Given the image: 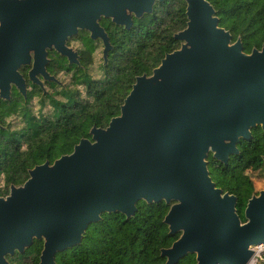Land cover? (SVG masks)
I'll list each match as a JSON object with an SVG mask.
<instances>
[{
    "label": "water",
    "instance_id": "water-1",
    "mask_svg": "<svg viewBox=\"0 0 264 264\" xmlns=\"http://www.w3.org/2000/svg\"><path fill=\"white\" fill-rule=\"evenodd\" d=\"M162 1L53 0L29 8L0 0V98L10 100L13 85L27 98L24 65H33L29 78L44 92L39 76L59 81L47 71V49L79 65L66 41L80 30L103 42L108 64L113 47L100 20L129 29L134 17L151 14ZM185 1L187 27L174 35L181 46L150 75L136 77L120 114L0 196L1 264L36 238L43 241L39 264H56V253L79 244L103 213L130 218L140 200L170 206L164 222L180 237L162 249L166 264L189 253L196 254L195 264L254 260L264 244V189L248 200L243 221L237 197L213 181L208 158L212 153L227 164L254 128L264 132V44L245 52L208 0Z\"/></svg>",
    "mask_w": 264,
    "mask_h": 264
},
{
    "label": "trees",
    "instance_id": "trees-1",
    "mask_svg": "<svg viewBox=\"0 0 264 264\" xmlns=\"http://www.w3.org/2000/svg\"><path fill=\"white\" fill-rule=\"evenodd\" d=\"M216 10L219 25L232 34L233 42L241 38L244 51L250 53L264 44V0H208ZM185 0L157 2L151 14L134 17V24L127 29L104 18L112 50L108 64L99 65L101 74L95 76L91 68L100 42L81 31L72 38L81 47L80 66L69 65L56 58L51 71L59 73L67 68L71 73V86L54 94H43L33 86L25 99L16 89L11 100L0 99V195H6L11 185H21L29 177L30 169L47 160L73 151L82 138L90 137L93 126L106 127L118 116L124 99L132 89L136 77L150 75L167 53L181 46L174 35L187 27ZM102 46V45H101ZM50 86L56 87L54 83ZM39 96L41 109L33 113L30 103ZM52 111L43 114L46 105ZM19 115L23 126L11 129L7 119ZM251 140L238 144L239 152L230 156L227 164L209 156V170L216 185L237 197V211L245 221V208L255 192L251 176L264 173V132L254 128ZM134 216L122 212H105L97 222L90 223L82 241L56 253V264H166L161 255L180 237L170 233L164 219L170 206L165 201L147 203L140 200ZM42 240H35L26 251L22 264H39ZM264 258V254H263ZM28 261V262H27ZM196 254L189 253L174 264H195ZM260 264H264L263 262Z\"/></svg>",
    "mask_w": 264,
    "mask_h": 264
},
{
    "label": "rangeland",
    "instance_id": "rangeland-1",
    "mask_svg": "<svg viewBox=\"0 0 264 264\" xmlns=\"http://www.w3.org/2000/svg\"><path fill=\"white\" fill-rule=\"evenodd\" d=\"M71 44L74 46V48L81 47V43L79 41H73ZM94 57H95V63L92 66L91 71L95 76H98L101 74V67H99V65H101V63L103 62L102 46L101 45L98 48L97 52L95 53ZM56 77L58 79H60V81L62 82V85L66 86L67 89H68V87L71 86V84H70L71 73H67L65 71H59V73L56 75ZM46 88H47V90H49L50 94H54L58 98L63 99V97L60 93L57 94V91H61L63 89L62 87L57 86V85H56V87H53V86H50L49 84H46ZM32 89H33V87H30V90H32ZM39 99H40V97L37 96L30 103V107L33 110V113H35V114H39V111L41 109V104L39 102ZM51 111H52V106L49 104L46 105L42 110L43 114L50 113ZM6 123L8 125H11L12 130L19 129L23 126L22 117L19 115H15V116L8 118ZM3 125H5V127L7 128V125L5 123ZM251 178H252L254 186H255V193H258L260 190L264 189V173L253 174L251 176ZM3 186H4V180L0 179V187H3ZM256 251H257V254L254 258L255 264H260L262 262L264 263V258H263L264 247L261 249L256 248Z\"/></svg>",
    "mask_w": 264,
    "mask_h": 264
},
{
    "label": "flooded vegetation",
    "instance_id": "flooded-vegetation-1",
    "mask_svg": "<svg viewBox=\"0 0 264 264\" xmlns=\"http://www.w3.org/2000/svg\"><path fill=\"white\" fill-rule=\"evenodd\" d=\"M17 1H24L23 3H25V4H27L28 6H29V8H33V6L31 5V4H36V5H44L47 1H49L50 3L53 1V0H17ZM31 5V6H30ZM4 15V13H2V16ZM102 19H104V18H102ZM102 19L100 20V24L102 25V23H101V21H102ZM107 19H110V18H107ZM111 20V19H110ZM112 21V20H111ZM113 22V21H112ZM1 18H0V25H1ZM114 23V22H113ZM103 26V25H102ZM104 27V26H103ZM106 30V29H105ZM81 31H87V30H80L79 31V33L81 32ZM88 32V31H87ZM78 33V34H79ZM89 33V37L91 38V36H90V32H88ZM78 34L77 35H75V36H78ZM75 36H72V37H70L69 39H67V41H66V45L67 46H70V47H73L74 48V46L71 44L72 43V38L73 37H75ZM92 39V38H91ZM93 40V39H92ZM93 41H95V42H100L101 43V45H102V57H103V49H104V45H103V42L101 41V40H93ZM77 52H78V55H79V61H80V53H79V51H78V49L77 48H74ZM47 52H48V54H47V57H48V59H49V63H48V65H47V71L51 74V75H53V76H55L56 77V73H54V72H52L51 71V68L49 69V67L50 66H52V64H53V61L56 59V58H62V59H64L65 60V64L67 65V68H68V64L69 65H77V66H80L81 64H70V62H69V59H68V57H66V56H63V55H61L59 52H57L55 49H47ZM104 61V60H103ZM32 67H33V65L32 64H30V65H24V66H22L21 68H20V72H21V74L24 76V78L26 79V82H27V95H28V91L30 90V87H33V86H35V87H37V88H39V89H41L42 90V93L43 94H49L50 92H49V90H47V88H46V84H51V83H54L55 85H57V86H60V87H62L63 89H65V90H67V87L66 86H63L62 85V82L60 81V79H58L57 77H56V79H58L59 81L57 82V81H49V80H45L42 76H39L40 77V79L43 81V83H44V87H45V89H46V92H44V90L42 89V88H40V86L39 85H37V84H34V83H32V81L30 80V78H29V72H30V70L32 69ZM67 68H65L63 71H65V72H67L68 70H67ZM68 73V72H67ZM60 82V83H59ZM61 88V89H62ZM14 89H16L18 92H19V90L16 88V86L15 85H13V87H12V95H13V90ZM20 93V92H19ZM21 94V93H20ZM12 95H11V98H12ZM22 95V94H21ZM23 96V95H22ZM24 97V96H23ZM11 98H10V100H11ZM1 99V98H0ZM26 99V98H25ZM3 101H5V100H3ZM9 101V100H8ZM1 124V126H2V128H0V129H3V128H6L5 127V125H3L2 123H0ZM258 127H261V126H258ZM262 128V127H261ZM253 131V130H252ZM253 136V135H252ZM252 139V138H251ZM250 139V140H251ZM242 140H244V139H242ZM241 143V142H240ZM239 149V148H238ZM213 155V154H212ZM263 160H264V158H263ZM9 191H10V188H9ZM255 193V192H254ZM8 194H9V192H8ZM8 194H6V195H0V196H7ZM37 239V238H36ZM35 239V240H36ZM35 240H34V242H35ZM34 244V243H33ZM32 244V245H33ZM29 249V248H28ZM28 249H26V251L28 250ZM26 251L24 252V253H20L19 251H16L13 255H10V254H8L7 256H5L6 257V264H22V263H24L25 262V259H30V257L29 258H25V257H23L24 255H25V253H26ZM42 251V250H41ZM41 254V253H40ZM23 258H25V259H23ZM28 262V261H27ZM39 262H40V255H39ZM1 264V263H0Z\"/></svg>",
    "mask_w": 264,
    "mask_h": 264
},
{
    "label": "bare ground",
    "instance_id": "bare-ground-1",
    "mask_svg": "<svg viewBox=\"0 0 264 264\" xmlns=\"http://www.w3.org/2000/svg\"><path fill=\"white\" fill-rule=\"evenodd\" d=\"M263 245H264V244L257 246V249H261V248H263V247H264ZM250 264H255V261H254V260H251V263H250Z\"/></svg>",
    "mask_w": 264,
    "mask_h": 264
},
{
    "label": "built area",
    "instance_id": "built-area-1",
    "mask_svg": "<svg viewBox=\"0 0 264 264\" xmlns=\"http://www.w3.org/2000/svg\"><path fill=\"white\" fill-rule=\"evenodd\" d=\"M257 248V247H256Z\"/></svg>",
    "mask_w": 264,
    "mask_h": 264
}]
</instances>
